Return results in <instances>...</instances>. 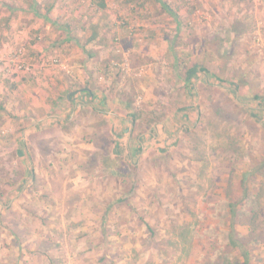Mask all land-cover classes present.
<instances>
[{
	"label": "rangeland",
	"instance_id": "obj_1",
	"mask_svg": "<svg viewBox=\"0 0 264 264\" xmlns=\"http://www.w3.org/2000/svg\"><path fill=\"white\" fill-rule=\"evenodd\" d=\"M98 2L0 0V264H264V0Z\"/></svg>",
	"mask_w": 264,
	"mask_h": 264
},
{
	"label": "trees",
	"instance_id": "obj_2",
	"mask_svg": "<svg viewBox=\"0 0 264 264\" xmlns=\"http://www.w3.org/2000/svg\"><path fill=\"white\" fill-rule=\"evenodd\" d=\"M95 1H99L96 10L97 9H105L106 5H105L104 0H95ZM127 1H129V0H127ZM202 71H204V69L200 68L199 70H197L196 66L191 67L190 69H188L187 74H185L183 80L185 82H190L192 79L196 78L198 72H202ZM90 76H89V79H90ZM254 99L258 100L259 101L258 105L259 106H263V108H264V98L261 99V98H259V96H255ZM67 100H68V97H67ZM6 109H7L6 106L4 104H2V102L0 101V111H5ZM132 118H133L132 121L134 122L136 120V116H134V114H132ZM23 148H25L24 144H23ZM18 154L21 155V151L20 152L18 151ZM246 173L247 174H253L252 171H250L249 169L246 170ZM245 177L246 176H245V173H244V178ZM243 191L247 192V190H243ZM256 205L257 204H252V207H255V208H253L254 210H252L253 213L258 208ZM226 207L228 209L227 210L228 212H226V213H228L229 219L231 221L230 224L228 225V232H226L227 247L229 249H236L238 251L240 257L242 258L241 264H254V262L252 260V257H251V251L248 248H246L243 245V243H241V241L236 238V235H235V229L233 227V220H234V218L237 217V214H236V209H235L234 202L227 203ZM251 218H252V221H254L256 219V216L253 215ZM190 228H191V226H187L184 229H190ZM181 229H183V227ZM250 232H251L250 234L255 233L256 232V227L254 226L252 228V230H250ZM223 264H227V262H224Z\"/></svg>",
	"mask_w": 264,
	"mask_h": 264
},
{
	"label": "built area",
	"instance_id": "obj_3",
	"mask_svg": "<svg viewBox=\"0 0 264 264\" xmlns=\"http://www.w3.org/2000/svg\"><path fill=\"white\" fill-rule=\"evenodd\" d=\"M16 55L17 54H15V56H13V59L11 60V62L14 63L13 67L16 70H21V71L28 69V67H26L25 64H23L22 62H19V64H16ZM1 61H2V59L0 57V63H1ZM18 61H19V58H18Z\"/></svg>",
	"mask_w": 264,
	"mask_h": 264
},
{
	"label": "crops",
	"instance_id": "obj_4",
	"mask_svg": "<svg viewBox=\"0 0 264 264\" xmlns=\"http://www.w3.org/2000/svg\"><path fill=\"white\" fill-rule=\"evenodd\" d=\"M79 93L81 94L82 92L79 91ZM89 96L91 97L92 100L95 99V97H92V94H90V93H89ZM79 101H80V100H77V101H76V105H75V107L78 106L77 103H78V104H81V103H82L81 101H80V102H79ZM95 102H96V99L94 100V105H95ZM94 105H93V106H94ZM94 107H95V106H94Z\"/></svg>",
	"mask_w": 264,
	"mask_h": 264
}]
</instances>
